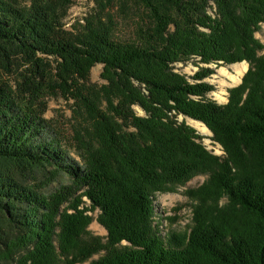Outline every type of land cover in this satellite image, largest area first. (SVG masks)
I'll list each match as a JSON object with an SVG mask.
<instances>
[{"label":"trees","instance_id":"1","mask_svg":"<svg viewBox=\"0 0 264 264\" xmlns=\"http://www.w3.org/2000/svg\"><path fill=\"white\" fill-rule=\"evenodd\" d=\"M73 3L0 0V264H264V0H96L68 28ZM244 60L228 101L210 98L211 65ZM200 174L190 232L163 237L155 196Z\"/></svg>","mask_w":264,"mask_h":264},{"label":"rangeland","instance_id":"2","mask_svg":"<svg viewBox=\"0 0 264 264\" xmlns=\"http://www.w3.org/2000/svg\"><path fill=\"white\" fill-rule=\"evenodd\" d=\"M97 3L96 0H74L71 8L69 9L68 16L66 18V26L71 28L73 24L79 22H84L85 18L88 17L95 9ZM120 35H126L130 31L129 23L124 22L119 27ZM256 36L264 44V24L261 29L256 33ZM264 55V50L261 52ZM246 61V60H244ZM248 68L241 76L239 82H235L231 75L234 71V64H212V68L215 70L214 73L206 78V81L214 85V90L209 93V97L216 100L219 103H226L228 101L229 88L236 86L242 82V78L248 71L250 64L248 61ZM175 70L183 73L187 76H192L197 70L198 66L194 60H190L186 63L179 62L175 65ZM102 71V65L97 64L91 70V79L94 82L102 83L103 80L100 77ZM47 118H51L53 122L62 129L64 132L69 131L72 110L70 105L65 102L62 98H51L49 101V109L46 113ZM184 116H180L179 119L182 120ZM189 123L188 119L185 118ZM190 124V123H189ZM191 125V124H190ZM195 128V127H194ZM59 129V130H60ZM198 131V129H196ZM61 131V130H60ZM199 134L203 135V143L206 147L211 150L214 154L224 156V151L222 146L212 140V133L206 134L198 131ZM72 155L80 160L79 156L68 146ZM208 179L207 175H196L184 185L179 186L175 191L158 193L154 198V211H155V223L160 230V234L166 237L167 234L171 232H176L180 235L189 233L193 225L194 218V206L196 200H194L190 194L189 190H195L202 186ZM59 183L56 182L52 185L53 188L58 186ZM89 203V202H88ZM93 216V221L88 227L92 237H98L102 242L107 240V229L99 222L98 215L99 211L95 210L89 212ZM126 244V242H124ZM105 253L104 250L93 255L92 259H97ZM85 262L84 264H88Z\"/></svg>","mask_w":264,"mask_h":264},{"label":"bare ground","instance_id":"3","mask_svg":"<svg viewBox=\"0 0 264 264\" xmlns=\"http://www.w3.org/2000/svg\"><path fill=\"white\" fill-rule=\"evenodd\" d=\"M233 68L235 72L231 75V77L235 82H239L241 80V76L248 68V63L246 61L235 63ZM187 119L193 127L198 129V131L206 134H211V131L208 129V127L205 124L192 118H187Z\"/></svg>","mask_w":264,"mask_h":264},{"label":"water","instance_id":"4","mask_svg":"<svg viewBox=\"0 0 264 264\" xmlns=\"http://www.w3.org/2000/svg\"><path fill=\"white\" fill-rule=\"evenodd\" d=\"M201 122V121H200ZM188 123V122H187ZM201 123H203V122H201ZM189 124V123H188ZM204 124V123H203ZM192 126V125H191ZM212 133V132H211ZM213 135V134H212Z\"/></svg>","mask_w":264,"mask_h":264}]
</instances>
